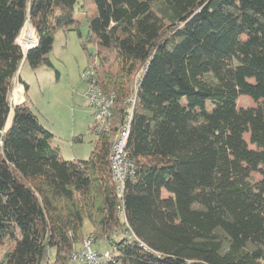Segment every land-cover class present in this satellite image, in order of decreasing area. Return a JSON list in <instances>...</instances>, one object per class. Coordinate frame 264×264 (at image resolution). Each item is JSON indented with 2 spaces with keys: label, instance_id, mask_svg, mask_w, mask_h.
Wrapping results in <instances>:
<instances>
[{
  "label": "trees",
  "instance_id": "trees-1",
  "mask_svg": "<svg viewBox=\"0 0 264 264\" xmlns=\"http://www.w3.org/2000/svg\"><path fill=\"white\" fill-rule=\"evenodd\" d=\"M76 13L113 99L107 130L90 105L88 158L64 160L27 101L7 119L21 63L52 67L55 33L81 37ZM130 113L120 195L109 156ZM87 235L117 264H264V0H0V264H75Z\"/></svg>",
  "mask_w": 264,
  "mask_h": 264
},
{
  "label": "rangeland",
  "instance_id": "rangeland-1",
  "mask_svg": "<svg viewBox=\"0 0 264 264\" xmlns=\"http://www.w3.org/2000/svg\"><path fill=\"white\" fill-rule=\"evenodd\" d=\"M76 17L82 21L81 37H78L76 30H58L50 53L53 66L41 65L33 69L23 61L18 70L19 76L13 78L9 95L11 107L7 126L11 120L13 105L27 101L40 123L51 132L52 142L59 150L58 158L64 160L88 158L96 138L90 132L92 110L87 98L90 84L85 79L87 71H92L91 78H94L88 53H95V45L90 42L87 49L82 48L81 42L86 38L87 28L83 14L76 13ZM35 39L34 30L27 21L17 42L23 50L34 44ZM254 105L255 102L247 95H241L237 99L238 107ZM75 136H81L82 141L75 142ZM251 173L254 182L260 179L257 172ZM92 231L90 221L84 218L83 235ZM101 247V250L111 249L109 244H102ZM5 250L6 248H0V260L3 259Z\"/></svg>",
  "mask_w": 264,
  "mask_h": 264
},
{
  "label": "built area",
  "instance_id": "built-area-1",
  "mask_svg": "<svg viewBox=\"0 0 264 264\" xmlns=\"http://www.w3.org/2000/svg\"><path fill=\"white\" fill-rule=\"evenodd\" d=\"M91 77L92 71H87L85 79L90 84L87 92V98L89 100V104L94 110L96 131L107 130L110 125V106L112 104L113 97L103 94L96 86L94 78ZM131 101L133 102V99H131ZM130 118L131 113L128 115L127 122L121 126L119 131L111 140V150L109 156L111 173L117 188L120 191V195L123 190L125 180L127 176L132 173L131 171L134 167L133 163L128 159L125 151L130 128ZM118 209L119 216L124 218L123 207L120 205L118 206ZM124 234L125 236L128 235L131 238H134V235L127 231H125ZM104 241V245L110 242L107 237L104 238ZM99 246L101 245H98L91 235L85 236L83 241L80 244H77L72 254V260L75 264H117L116 258L113 257L111 253L112 248H105L104 250H101L102 247L100 248Z\"/></svg>",
  "mask_w": 264,
  "mask_h": 264
}]
</instances>
